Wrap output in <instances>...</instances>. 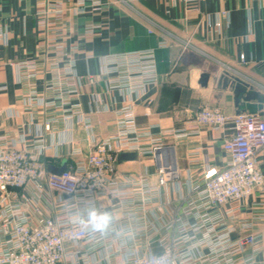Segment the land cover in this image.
<instances>
[{
  "label": "crops",
  "instance_id": "obj_1",
  "mask_svg": "<svg viewBox=\"0 0 264 264\" xmlns=\"http://www.w3.org/2000/svg\"><path fill=\"white\" fill-rule=\"evenodd\" d=\"M44 7L52 31L40 24ZM0 33V141L30 145L49 171L86 161L115 129L116 111L127 104L134 108L145 149L119 157L120 188L97 200L112 223L106 247L92 253L93 264L125 261L133 247L130 227L148 223L156 232L172 233L192 182L208 167H226L224 142L233 124L198 126L194 118L201 108L264 120V0H0ZM149 49L158 84L138 97L110 87L104 56ZM27 63L37 72L31 74ZM50 100L56 104L47 105ZM256 161L264 173V152ZM160 167L177 171L179 179L159 187ZM140 178L157 191L145 211L130 202ZM22 193L33 223L64 212L70 200L44 183L31 182ZM79 206L84 216L88 207L83 201ZM216 221V231H228L231 240L259 237L235 253L236 264H264V186L242 203L221 207Z\"/></svg>",
  "mask_w": 264,
  "mask_h": 264
},
{
  "label": "built area",
  "instance_id": "obj_2",
  "mask_svg": "<svg viewBox=\"0 0 264 264\" xmlns=\"http://www.w3.org/2000/svg\"><path fill=\"white\" fill-rule=\"evenodd\" d=\"M47 7L40 11V24L49 28ZM103 59V71L112 88L126 89L138 97L159 82L152 49L110 54ZM26 68L31 74L37 72L36 65L31 63H27ZM46 104L53 106L56 101ZM194 121L198 126L218 129L233 124L234 133L224 142L229 155L226 167H208L201 174V180L192 182L190 193L184 198V215L176 217L172 225L176 230L172 233L156 232L148 223L141 228L130 227L133 247L128 258L118 264H236L235 253L259 241L254 233L236 240H231L228 231L218 233L216 217L221 207L242 203L264 186V173L256 161L257 155L264 152V120L248 112L231 116L217 107H203ZM115 122V129L94 145L86 161L60 173L49 171L40 153L32 151L30 145L17 148L0 141V264H93L92 253L106 247L110 232L88 230L82 223L84 216L79 203L83 201L88 209L107 211L97 207V200L120 188L116 179L119 157L130 152L142 153L145 149L131 104L116 111ZM45 129L51 130V123H47ZM158 148L153 147L154 150ZM178 179L177 171L159 168V187ZM31 182L44 183L49 189L69 196L66 210L33 223L24 206L28 200L22 193ZM134 187L137 197L130 202L145 211L155 200L156 188L141 178ZM35 209L43 216L40 207ZM191 218L197 223L190 224ZM115 219H118L116 215ZM118 233L124 235L122 231ZM154 237H158L161 248L157 254L153 253L150 243ZM205 249L209 252H204Z\"/></svg>",
  "mask_w": 264,
  "mask_h": 264
},
{
  "label": "clouds",
  "instance_id": "obj_3",
  "mask_svg": "<svg viewBox=\"0 0 264 264\" xmlns=\"http://www.w3.org/2000/svg\"><path fill=\"white\" fill-rule=\"evenodd\" d=\"M82 223L91 232L103 233L111 225L112 216L108 211L100 212L95 208H90L82 218Z\"/></svg>",
  "mask_w": 264,
  "mask_h": 264
},
{
  "label": "water",
  "instance_id": "obj_4",
  "mask_svg": "<svg viewBox=\"0 0 264 264\" xmlns=\"http://www.w3.org/2000/svg\"><path fill=\"white\" fill-rule=\"evenodd\" d=\"M134 156H135L134 153H125L122 155V157H125V158H132ZM64 169H65V167H61L60 169L54 170L53 172L60 173ZM157 239H158V237H154L153 239H151V246L153 247V253H155V254H157L161 251V248L158 247Z\"/></svg>",
  "mask_w": 264,
  "mask_h": 264
},
{
  "label": "rangeland",
  "instance_id": "obj_5",
  "mask_svg": "<svg viewBox=\"0 0 264 264\" xmlns=\"http://www.w3.org/2000/svg\"><path fill=\"white\" fill-rule=\"evenodd\" d=\"M185 1H186V0H185ZM197 1H198V0H197ZM186 2H187V1H186ZM187 3H195V2H187ZM40 15H41V12L38 13V16H39V17H40ZM49 44H50V45H52V44H55V45H56V43L53 42V41H50ZM59 53H61V52H59ZM242 59H244V56H243Z\"/></svg>",
  "mask_w": 264,
  "mask_h": 264
}]
</instances>
